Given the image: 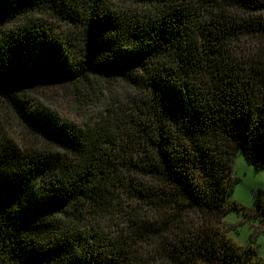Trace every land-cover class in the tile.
I'll list each match as a JSON object with an SVG mask.
<instances>
[{"label":"trees","instance_id":"obj_1","mask_svg":"<svg viewBox=\"0 0 264 264\" xmlns=\"http://www.w3.org/2000/svg\"><path fill=\"white\" fill-rule=\"evenodd\" d=\"M238 153L264 168V0H0V264H253Z\"/></svg>","mask_w":264,"mask_h":264},{"label":"rangeland","instance_id":"obj_2","mask_svg":"<svg viewBox=\"0 0 264 264\" xmlns=\"http://www.w3.org/2000/svg\"><path fill=\"white\" fill-rule=\"evenodd\" d=\"M38 84H41V87L36 88ZM32 87L42 89V92L36 90L38 95L46 93L49 107L78 124L98 121L110 107L116 110L123 108L119 105L124 102L121 94L124 91L117 86L107 88L105 93L96 95L94 104L86 114L75 110L76 105L67 86L53 84L50 81H39ZM10 133L19 143L23 144L28 140L27 135L23 137L25 134L23 129L20 130L17 125L10 129ZM232 177L234 191L226 201L228 204L237 202L242 208L230 210L225 215L224 220L230 225L229 234L245 249L252 247L256 251V255L248 256L254 261L253 264H264V221L257 216V199L264 209V168H256L242 153H238L235 157ZM234 264H245V260H237Z\"/></svg>","mask_w":264,"mask_h":264},{"label":"crops","instance_id":"obj_3","mask_svg":"<svg viewBox=\"0 0 264 264\" xmlns=\"http://www.w3.org/2000/svg\"><path fill=\"white\" fill-rule=\"evenodd\" d=\"M235 240V238H233ZM239 244V243H238Z\"/></svg>","mask_w":264,"mask_h":264}]
</instances>
